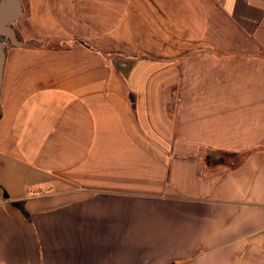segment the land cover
<instances>
[{
	"label": "crops",
	"instance_id": "obj_1",
	"mask_svg": "<svg viewBox=\"0 0 264 264\" xmlns=\"http://www.w3.org/2000/svg\"><path fill=\"white\" fill-rule=\"evenodd\" d=\"M21 1L0 264H264V0Z\"/></svg>",
	"mask_w": 264,
	"mask_h": 264
},
{
	"label": "water",
	"instance_id": "obj_2",
	"mask_svg": "<svg viewBox=\"0 0 264 264\" xmlns=\"http://www.w3.org/2000/svg\"><path fill=\"white\" fill-rule=\"evenodd\" d=\"M23 14L24 7L21 0H0V99L7 46L9 43H18L14 23Z\"/></svg>",
	"mask_w": 264,
	"mask_h": 264
},
{
	"label": "rangeland",
	"instance_id": "obj_3",
	"mask_svg": "<svg viewBox=\"0 0 264 264\" xmlns=\"http://www.w3.org/2000/svg\"><path fill=\"white\" fill-rule=\"evenodd\" d=\"M228 158V157H227ZM233 159H237V158H233ZM215 160H225V156L223 157V156H219V154H218V157L217 156H215ZM228 160H229V158H228ZM230 161H232V159L230 160ZM238 161V160H237ZM230 163V162H229Z\"/></svg>",
	"mask_w": 264,
	"mask_h": 264
}]
</instances>
